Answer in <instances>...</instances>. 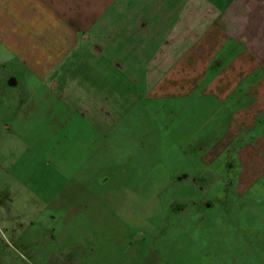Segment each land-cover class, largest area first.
Returning a JSON list of instances; mask_svg holds the SVG:
<instances>
[{
    "label": "crops",
    "instance_id": "0c3cea01",
    "mask_svg": "<svg viewBox=\"0 0 264 264\" xmlns=\"http://www.w3.org/2000/svg\"><path fill=\"white\" fill-rule=\"evenodd\" d=\"M134 111L150 126L144 143L163 125L215 166L185 175L225 184L231 214L248 221V249L264 254V212H241L264 209V0H0L9 128L42 126L53 140L65 127L89 145L90 124L106 138Z\"/></svg>",
    "mask_w": 264,
    "mask_h": 264
},
{
    "label": "rangeland",
    "instance_id": "374dc122",
    "mask_svg": "<svg viewBox=\"0 0 264 264\" xmlns=\"http://www.w3.org/2000/svg\"><path fill=\"white\" fill-rule=\"evenodd\" d=\"M135 112L106 138L90 124L89 145L64 137L65 127L53 140L42 126L9 128L13 112H0V264H264L225 184L185 175L215 166L185 154L163 125L144 143L150 126Z\"/></svg>",
    "mask_w": 264,
    "mask_h": 264
}]
</instances>
